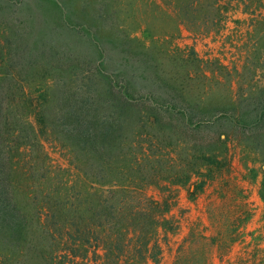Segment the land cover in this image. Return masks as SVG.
I'll return each instance as SVG.
<instances>
[{
	"label": "rangeland",
	"instance_id": "1",
	"mask_svg": "<svg viewBox=\"0 0 264 264\" xmlns=\"http://www.w3.org/2000/svg\"><path fill=\"white\" fill-rule=\"evenodd\" d=\"M0 89L25 219L18 240L0 229V264H58L66 230H107L110 205L125 214L129 197L139 203L130 187L141 175L130 168L181 171L196 145L222 132L230 169L195 201L188 187L171 186L176 229L158 237V264H173L191 233L231 246L224 264L240 256L239 264H264V0H0ZM222 113L241 126L186 127ZM76 118L109 122V144L88 148H104L110 175L100 177L98 160L67 132ZM143 193L170 196L155 187Z\"/></svg>",
	"mask_w": 264,
	"mask_h": 264
},
{
	"label": "trees",
	"instance_id": "2",
	"mask_svg": "<svg viewBox=\"0 0 264 264\" xmlns=\"http://www.w3.org/2000/svg\"><path fill=\"white\" fill-rule=\"evenodd\" d=\"M7 106L5 92L0 89V229L6 231V240L10 238L18 240L22 236L25 219L15 202L14 182L11 178L13 130L10 128L11 119L6 115ZM259 111L260 113L264 112V105L260 106ZM102 119L76 118L67 123L65 127L67 132L71 131L72 133L73 131L71 136L73 135L77 140L79 151L85 157L91 155L93 159L98 160L96 170L98 175L103 178L110 175V170L106 168V166L108 167L106 160L108 156H103V154L105 155L104 148L102 150L88 148V145H95L99 142L102 145L109 144L110 128L107 126L109 122ZM226 122L236 128L242 123L237 117H233L229 113H222L214 121H200L196 122L197 124L192 120L186 121V127L191 131L198 132L203 129V124L207 125L205 127H215L216 125L224 126ZM252 124H243L242 126L247 129ZM72 125L74 126L72 127ZM228 138L229 134L222 132L214 139L209 138L208 144L196 145L194 154L190 157L194 163L186 167L183 166L181 171H175L166 176H164L163 168L151 167L149 171L145 168L142 171L143 167L139 165L137 168H130L129 175H141L139 181L142 184L130 187L135 188L133 193H141H139V203L133 204L136 197H129L125 202L127 209L125 214L123 212L121 214L119 210L110 205V213L105 215L106 223L107 219L109 221L107 230L100 223L92 225L84 233L66 230L62 239L63 248L59 249V261L55 254L52 260H56L58 264H147L149 260L156 264L160 263L163 247L158 237L163 235L165 239V234L174 232L176 229L173 221L168 217L177 198L175 190H170L171 186L188 187L189 199L195 201L197 196L204 192L209 182L214 181L219 174L230 169L228 150L225 148ZM167 170L166 168L165 171ZM194 177L199 178V181H193ZM149 187L161 188L163 191L169 192L170 196L162 200H154L143 193L144 189ZM117 189H119L118 186L112 188L111 192L116 193ZM259 196L264 200V182ZM251 218L252 213L247 210L246 221ZM101 227L103 230L98 231ZM82 234L85 236H81ZM190 237L193 240L186 241L185 245L179 247L181 256L173 264H214L216 258L220 263H225L223 250L227 247L229 249L231 246L204 234L191 233ZM235 242V240H231L229 245ZM90 254L96 258L90 260ZM189 256L193 257L188 258ZM226 261L228 264H239L246 260L240 256L235 260Z\"/></svg>",
	"mask_w": 264,
	"mask_h": 264
}]
</instances>
